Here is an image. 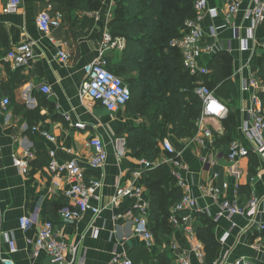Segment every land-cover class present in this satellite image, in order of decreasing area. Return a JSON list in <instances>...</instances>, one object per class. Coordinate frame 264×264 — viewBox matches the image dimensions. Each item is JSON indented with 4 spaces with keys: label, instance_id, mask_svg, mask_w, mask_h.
Masks as SVG:
<instances>
[{
    "label": "crops",
    "instance_id": "1",
    "mask_svg": "<svg viewBox=\"0 0 264 264\" xmlns=\"http://www.w3.org/2000/svg\"><path fill=\"white\" fill-rule=\"evenodd\" d=\"M108 1L101 0V7L97 10H65L62 25L46 35L38 27V15L43 11L60 13L63 7L58 1L22 0L17 13H8L5 9L7 0H0V33L8 47L5 54H0V264L7 258L12 259L14 264H55L45 252L35 256L34 246L29 241L37 237L42 224L48 220L53 221L59 237L76 248L75 254L69 255L71 264H120L123 257H130L136 264H152L151 261H156L159 253L164 251L172 257L173 264H177L179 256L187 254H190L192 264H207L206 258L201 261L193 255V248L200 240L185 228L174 226L169 246L156 241L153 247H147L144 238L134 230L133 219L139 211L136 198L128 196L116 205L112 203L119 186H143L142 175L148 169L127 148L125 136L131 128L148 122L130 113L127 106L111 113L101 103L80 97L86 77L85 65L98 57L103 32L110 30V24H107ZM242 1L241 11L221 32L219 50L203 60L208 67L215 54L224 50L222 46L227 39L233 37L235 25L240 27L242 36L246 35L249 24L244 20V13L253 0ZM209 3L220 8V15L217 18L209 15L204 18L206 32H209L210 26L226 22L224 12L228 0H209ZM256 37L258 41L256 44L252 42V51L242 52L239 49L240 41H234V51L231 53L234 68L232 79L238 88L236 111L239 137L236 140L248 147L252 143L244 135L242 125L249 117L251 95L243 90V85L250 77L257 75L262 62L264 37L260 27L256 30ZM26 42L33 43L34 57L27 65L15 68L7 54ZM62 47L70 55L67 63H63L58 56ZM121 51L112 49L107 56L116 62ZM43 84L50 85L51 94L42 92ZM7 97L10 104L5 107L2 101ZM66 115L70 117L69 121ZM76 122L85 123L86 128L75 127L73 123ZM35 126L48 130L56 139L49 141L40 131L34 130ZM201 127L200 134L204 128L212 130L214 136L224 131L218 119H209ZM196 134L179 140L172 135L170 128L169 135L164 139L171 140L181 151L182 159L188 165V170L182 173L185 188L197 199L199 210L207 211L215 221L219 242L235 224L230 237L221 244L215 261L235 264L238 259L244 258L245 264H264V250L260 251L255 245L257 231L247 230V218L235 216L229 219L223 216L215 220L222 202L246 199L238 196L236 184L243 186L251 183L252 194L264 202V173L259 177L261 170H264V159L257 156L259 164L252 176L250 165L254 158L251 155L230 163L222 157V149L215 142L212 144L205 140L201 144ZM94 137L103 140L108 158L101 168L91 171L93 148L90 141ZM164 139L160 140L162 152L154 161L156 165L165 159L166 153L161 145ZM119 140L125 141L123 155L116 150ZM26 149L36 151V158L31 161L27 174L13 163L14 156ZM50 150H55L60 162L76 158L88 173L101 179L102 186L97 196L91 198V204L101 209L98 215L88 210L75 223L63 221L60 211L72 206L64 195L69 183L65 177L51 173L48 167ZM218 153L220 158L217 164L209 171L204 170L201 156L211 158ZM137 171L141 172L140 177L135 176ZM214 173H218V178L212 181ZM224 183H228L229 187L222 189L216 201L202 190V187L210 184L222 188ZM143 188L144 197L149 201L147 190ZM26 215L33 217L34 223L23 230L19 221ZM9 238L15 241L16 252L10 251Z\"/></svg>",
    "mask_w": 264,
    "mask_h": 264
},
{
    "label": "built area",
    "instance_id": "2",
    "mask_svg": "<svg viewBox=\"0 0 264 264\" xmlns=\"http://www.w3.org/2000/svg\"><path fill=\"white\" fill-rule=\"evenodd\" d=\"M119 0L108 1V23L114 16V10ZM242 0H228L225 7V19L223 24L210 26L209 32H206L203 27V20L206 16L217 18L220 15V8L212 6L209 0H197L195 3V16L186 21V32L183 36L172 40L171 44L176 47L183 55L184 65L192 74H209L211 69L203 62L205 58L210 57L219 50L218 44L221 40V32L230 26L232 18L237 15L242 9ZM22 0H7L6 11L8 13H17L20 10ZM244 20L249 24L246 28V35L242 36L240 27L234 26L233 37L227 39L226 44L222 49L232 53L234 51V41H240V50L242 52L252 51V42L257 43L256 30L264 23V0H253V3L244 13ZM37 24L39 29L46 35H50L53 28L62 25L61 13L51 14L49 11H43L38 15ZM261 43V42H260ZM264 43V42H263ZM126 45L124 37H114L110 30L103 32L102 40L99 47L98 57L85 65L86 77L82 83L80 90L81 99L89 98L92 101L99 102L105 106L111 113L125 107L131 100L132 93L130 87L124 82L123 78L116 75L108 69L107 54L112 49L123 50ZM58 56L63 63H67L70 55L66 49L62 47L58 51ZM34 57L33 43H21L10 50L7 54L8 60L15 68H20L27 65ZM41 90L45 94H51L50 85L43 84ZM244 91H249L251 95V107L248 109V119L243 123L242 130L246 138L252 143L251 147L242 144L239 140L231 143L227 154L222 152V157L230 163H236L239 159L249 156L251 153L264 159V106L260 97V93L264 91V82L257 76L250 77L249 81L243 85ZM196 93L202 100V112L198 120L197 139L203 144L205 140H209L212 144L215 142V136L212 130L204 128L202 125L209 119H226L229 115V106L222 101L215 93L203 83H199L196 88ZM3 106L10 104V99L7 97L2 101ZM67 120L70 117L66 115ZM73 125L77 128H86L85 123L76 122ZM35 131H40L49 141H54L56 137L48 130L40 129L39 126L34 127ZM162 149L165 151V159L163 163L170 166L172 174L184 189L182 200L173 207L172 221L175 226L185 228L190 234L197 237L194 224L197 223L196 213L202 212L207 214L205 210H199L197 199L191 195L186 189V183L182 176L183 172L188 170V165L182 159L181 151L177 150L175 145L169 139L162 141ZM90 146L93 148V154L90 159V167L92 170L101 168L107 158L108 152L104 142L99 137H94L90 141ZM116 150L119 155L125 153V141L119 140L116 144ZM1 152V147H0ZM36 158V153L32 149H26L23 153L15 155L13 163L20 168L23 173H28L30 163ZM220 154L215 157L207 158L201 156L204 170H210L219 161ZM140 164L146 169H151L156 165L155 162L149 161L146 158L140 159ZM48 167L55 176L65 177L69 183V187L64 191V195L71 201L72 206L64 208L60 211L63 221L66 223H75L83 214L92 210L95 215L101 212V209L91 204V198L97 196L98 190L102 186L100 178L91 174L87 178L88 172L80 165L76 158L66 162H60L56 157L55 150L49 151ZM264 169V168H263ZM264 173L261 170L259 177ZM136 177L141 176V172L135 173ZM218 178V173L213 174V180ZM239 184L235 185V190L239 196ZM228 183H224L222 188L217 185H207L202 187L206 195H209L215 201L218 200L222 189H227ZM134 197L138 203V213L133 219L135 232L142 236L147 247H153L154 234L149 227L148 205L149 201L144 197L143 186H119L116 193L113 195L112 203L116 205L124 197ZM263 199H260L254 194L248 199L235 200L233 202L224 201L221 203L220 212L215 216L218 221L223 216L229 219L235 216H240L248 219L247 230L257 231V240L255 245L258 249L264 250V220L262 213L264 212ZM185 211V212H184ZM185 214V215H184ZM209 215V214H207ZM20 227L27 230L34 223L33 217L22 216L20 218ZM232 228L227 231L220 239V243H225L230 237ZM34 246V255H40L45 252L55 264H71L69 255L75 254L76 248L69 245L67 241L61 239L58 232L55 230L53 221L48 220L42 224L37 237L34 240H29ZM10 251L16 252L17 247L13 239H8ZM176 248V245H174ZM228 253L224 255V260L227 259ZM193 255L201 261L205 259V246L202 241H199L193 248ZM224 261L213 264H223ZM3 264H14L10 258L3 259ZM120 264H135L130 257L120 259ZM177 264H192L190 254L182 255L177 258ZM235 264H245V259H238Z\"/></svg>",
    "mask_w": 264,
    "mask_h": 264
},
{
    "label": "trees",
    "instance_id": "3",
    "mask_svg": "<svg viewBox=\"0 0 264 264\" xmlns=\"http://www.w3.org/2000/svg\"><path fill=\"white\" fill-rule=\"evenodd\" d=\"M56 1L63 7L60 10L62 17L65 10L90 11L101 7V0ZM196 1L119 0L116 4L110 32L114 37H124L126 45L118 61L113 62L107 56V66L123 78L131 89L132 97L126 105L128 111L148 122L131 128L125 136L127 148L137 158L154 162L162 152L160 140L169 135L170 128L172 135L179 140L191 138L198 132L202 112V100L196 93L199 83L214 90L230 109L227 118L221 120L224 131L216 134L215 143L227 154L231 143L239 137L236 111L238 88L232 79L234 68L231 53L227 50L217 52L209 62L211 73L192 74L185 67L180 50L171 44L172 40L186 32V21L196 14ZM260 28L264 37V23ZM2 36L0 33L1 55L8 51ZM257 76L264 82V54ZM260 97L264 106V91ZM250 155L254 158L250 165L253 176L259 159L253 153ZM90 176L88 173L87 178ZM142 176V184L149 196L148 219L154 242L169 246L175 226L172 207L182 200L184 189L178 184L170 166L164 163L146 170ZM251 194V183L239 186V195L248 199ZM196 219L194 228L205 246L206 262L213 264L221 248L216 236V223L202 212L196 213ZM151 263L173 264V259L164 251Z\"/></svg>",
    "mask_w": 264,
    "mask_h": 264
}]
</instances>
